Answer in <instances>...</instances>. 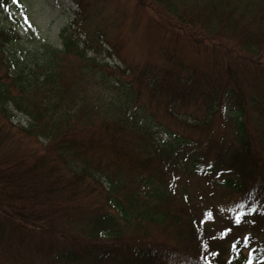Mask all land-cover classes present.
Masks as SVG:
<instances>
[{
	"label": "trees",
	"instance_id": "1",
	"mask_svg": "<svg viewBox=\"0 0 264 264\" xmlns=\"http://www.w3.org/2000/svg\"><path fill=\"white\" fill-rule=\"evenodd\" d=\"M135 1L165 30L162 68L99 60L111 56L100 51L102 11L72 21L56 47L7 26L20 21L0 0L9 264H253L264 254V0ZM157 95L183 132L155 118ZM204 179L228 197L226 219L191 189Z\"/></svg>",
	"mask_w": 264,
	"mask_h": 264
},
{
	"label": "rangeland",
	"instance_id": "2",
	"mask_svg": "<svg viewBox=\"0 0 264 264\" xmlns=\"http://www.w3.org/2000/svg\"><path fill=\"white\" fill-rule=\"evenodd\" d=\"M76 2L77 0H15V2L12 0L9 11L20 23L6 21L5 24L15 29L24 38H26V32H28L31 33L30 37L32 39L57 47L60 44L59 34L61 30L67 28L74 20L77 23H84L83 21L87 19L86 15L95 9L97 14L103 12L96 19V23L105 18V29L107 31L105 37L107 44H109L103 42L100 51L101 48L106 49L111 54L108 57L106 52H101L99 60L109 65L117 64L121 68L125 66L128 68L134 66L141 68L148 64L156 65L159 68L165 66L163 53L166 58V52H162V50L164 47H170V45L167 38L162 34L165 30L154 25L157 15L154 8L149 7L148 3L139 5L135 0H85L83 3V6L86 5L84 15L79 13L80 9H78ZM95 25L90 26L91 30ZM85 26L89 25L85 23ZM92 38L96 39L94 36ZM27 46L32 47L33 45L29 44ZM89 55H92V53L90 52ZM184 55L195 61L196 66L199 68L200 65L211 64V59L206 58L204 53V56L190 54L185 50L183 51ZM118 56L124 60V63L120 61ZM157 96L158 102L154 101L152 106L155 118L173 131L183 132L177 122L167 116L160 96ZM141 97L146 101V97H149V95L142 93ZM201 111L203 113V109ZM12 122L25 126L27 119L20 114H16ZM160 137L167 138V135L161 133ZM200 187L207 196H210L211 200L208 204L215 205L226 219L227 211H229L226 204L229 200L228 197L223 199L222 190H213L207 179L196 180L191 189L203 193ZM248 252L249 250H246L245 254L247 255ZM9 255V249H4L0 257V264H9L6 262ZM253 264H264V254L259 259H255Z\"/></svg>",
	"mask_w": 264,
	"mask_h": 264
},
{
	"label": "snow or ice",
	"instance_id": "3",
	"mask_svg": "<svg viewBox=\"0 0 264 264\" xmlns=\"http://www.w3.org/2000/svg\"><path fill=\"white\" fill-rule=\"evenodd\" d=\"M13 2H15V0H13ZM249 211H251V209H249ZM237 222H239V216L237 217ZM245 239H247V237Z\"/></svg>",
	"mask_w": 264,
	"mask_h": 264
}]
</instances>
